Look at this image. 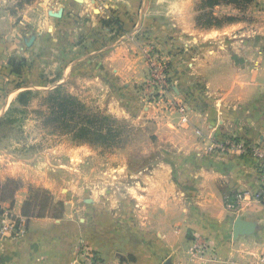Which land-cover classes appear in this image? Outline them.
<instances>
[{
  "label": "crops",
  "instance_id": "obj_1",
  "mask_svg": "<svg viewBox=\"0 0 264 264\" xmlns=\"http://www.w3.org/2000/svg\"><path fill=\"white\" fill-rule=\"evenodd\" d=\"M7 2L14 0H0L1 94L19 90L23 84L13 87L7 82L29 70L59 80L83 74L92 64L95 78L107 80L106 94L110 80L116 87L142 83L146 71L136 34L159 31L167 38L166 48L198 46L196 54L179 56L176 64L184 70L182 81L195 80L201 93L213 95L214 102L211 108L196 111L181 104L188 122L179 128L175 127L179 122L159 118L152 108V135L158 138L148 181L107 185L104 193H91L90 200L71 195L58 198L51 193L64 204L59 219L20 217L28 192L21 187L10 210L22 221L24 232L0 245V264H82V246L109 264H262L264 193L258 199L255 195L261 190L264 163L251 155L209 148L228 139L264 148V22L248 29L249 33L240 32L246 24L238 23L196 29L194 15L186 8L183 13L174 6L152 9V0H107L112 17L118 18L114 25L118 28L113 30L119 31L109 38L108 29L107 38L102 34L104 27H94L103 16L95 0H30L21 9L15 8L21 16L18 26L13 24ZM228 9L218 5L214 15ZM152 10L168 16L165 30L159 29L162 22L154 21ZM261 14L263 19L264 9ZM253 30L259 34L248 37ZM97 31L100 37L90 36ZM226 33L231 39L222 43L220 35ZM194 34L202 38L195 39ZM238 35L245 37L237 40ZM20 48L23 58L18 74L11 60ZM180 87L174 86L173 92L180 95ZM9 103L10 99L0 103V115ZM159 147L164 149L158 151ZM241 191L251 197L235 211L229 210L227 204ZM8 207L0 199V208ZM237 217L253 225L251 233L233 236ZM198 239L207 245L201 255L194 250Z\"/></svg>",
  "mask_w": 264,
  "mask_h": 264
},
{
  "label": "rangeland",
  "instance_id": "obj_2",
  "mask_svg": "<svg viewBox=\"0 0 264 264\" xmlns=\"http://www.w3.org/2000/svg\"><path fill=\"white\" fill-rule=\"evenodd\" d=\"M200 1L152 0V9L174 6L186 13L183 11L186 8L187 12H192L194 15V27L196 29H209L200 27L196 23L197 15L202 13L199 9ZM252 2L242 8L233 4H220L219 6L223 5L229 9L227 11L219 10L222 15L217 17H231L232 19L224 20L225 22L218 27H223L229 23H238V25L244 24V26L246 24L244 30L242 27L240 28V32L249 33L248 29L251 27L255 29L264 22V18L261 19L264 1L258 2L256 5H253ZM25 3L29 4L30 0H14L11 4L5 3L13 13L14 25L18 26L21 18L19 11L15 8L17 6L21 9ZM95 3L96 9L102 10L103 16L100 15L101 17L96 20L94 27L98 24L104 27L102 31L104 37H107L108 29L112 32V35L108 37H116L115 35H118L119 31H114L118 28L114 25L118 24V18L112 17L114 12L108 9L107 0H95ZM214 8L210 11L213 15L215 14ZM235 11L238 13L235 14ZM224 12L230 14L226 15ZM155 14L157 12L152 10L154 21L162 22L159 29L165 30L163 28H167V25L165 26L164 20H167L168 16ZM258 34L257 30H253L248 37L251 38ZM163 35L164 32L159 31L157 33L155 31L152 33L141 31L136 34V38L140 41L137 49L140 53L141 64L146 71L145 80L142 83L138 82L126 87L111 85L112 80H110L107 94L105 93L107 80L106 78H102V80L95 78L97 72H95L94 64L88 66L84 71L85 73L79 72L73 78L69 75L62 76L60 81L57 80L58 78L47 76L44 78V74L36 71V69L34 71L29 70L21 78L9 79L7 82L9 85L14 87L23 84V86L10 95H7L6 92L0 93V103L10 99L9 105L0 116L8 111L11 118L10 122L8 121L7 124L0 127V180L4 177L12 178L20 182L22 187H27V191L29 186H34L47 189L58 198L67 199L72 196L73 198L78 197L80 200H90L91 193H104L103 188H106L107 185L134 183L140 179L148 181V176L152 174L150 172L152 164H154L152 150L155 151L158 138L157 134L152 135V121H154L152 108L155 109L153 111L157 112L155 115H159V118L168 119L173 123L179 122V125L175 126L179 128L181 124L188 122H182V118H187V115L183 110H180L181 104L186 105L189 110L196 111L194 108L198 110L211 108V103L214 102L213 95H206L205 97L201 93L200 84H196L195 80L187 84L184 83L182 81L184 70L179 69L176 64V62H180L176 59L179 56L196 54L198 46L194 44L185 47L166 48L165 44L168 41ZM75 36L78 38L79 35L75 34ZM90 36L98 38L100 33L98 31L90 32ZM194 36H196L195 39L202 38V36L195 34ZM244 37L245 35H238L236 39ZM209 38L215 37L209 36ZM220 38L222 43L227 42L231 39V34L220 35ZM18 51L12 58L20 62L23 53L21 48ZM152 60L160 65L158 71L163 72L165 82L162 86L160 83L156 85L152 83L154 81L152 78ZM49 73L51 76L52 69ZM102 75L104 76V74ZM179 80L181 83H177ZM165 85L167 86L166 90L162 88ZM178 85L182 86L180 87V95L172 90L174 86ZM57 86L61 87L62 92L75 96L91 112H98L111 117V120L115 121L112 122V125L116 126L118 130L117 136L109 142H86L81 139H74L71 133L65 131L60 125L57 126L58 128L44 125L40 117V113L44 110L42 96ZM23 91L32 92V96L26 105H19L17 96ZM170 102L174 103L172 107ZM175 104L178 107H175ZM176 112L179 113L177 118H175ZM194 134L196 133L194 132ZM162 149L164 147H159L157 150ZM174 178L177 177L174 176Z\"/></svg>",
  "mask_w": 264,
  "mask_h": 264
},
{
  "label": "trees",
  "instance_id": "obj_3",
  "mask_svg": "<svg viewBox=\"0 0 264 264\" xmlns=\"http://www.w3.org/2000/svg\"><path fill=\"white\" fill-rule=\"evenodd\" d=\"M250 2L252 0H201L199 9L202 13L197 15L196 23L204 28L218 27L232 18L214 16L210 12L214 7L220 4H233L238 8H242ZM11 62L14 71L20 74L21 63L14 59ZM31 96L32 92L30 91L20 92L17 96L18 104L26 105L30 101ZM42 106L44 108L40 113L42 123L54 128H58L57 126L60 125L65 131L71 133L74 139H81L86 142H109L118 134L117 127L112 125V122L115 121H112L111 117L98 112H91L75 96L62 92L60 86L46 92L42 96ZM8 121L10 122L11 118L7 111L0 116V127L7 124ZM21 187L22 184L12 178H6L2 184L0 183V199L9 203L8 209L12 208L15 193ZM63 213V202L60 200L56 201L49 190L34 186L28 187L26 199L20 210V217L26 219L32 217L59 219ZM2 214L3 209L0 208V215Z\"/></svg>",
  "mask_w": 264,
  "mask_h": 264
},
{
  "label": "built area",
  "instance_id": "obj_4",
  "mask_svg": "<svg viewBox=\"0 0 264 264\" xmlns=\"http://www.w3.org/2000/svg\"><path fill=\"white\" fill-rule=\"evenodd\" d=\"M152 78L153 85L160 83L162 86L164 84V76L163 72L158 71L160 65L152 60ZM156 87V86H155ZM163 89H167L165 85L162 87ZM174 103L170 102V106L172 107ZM175 107H178L175 104ZM180 110H183V107H179ZM187 121L185 117L182 118V122ZM209 150H217L229 154H243V155H251L256 160L261 162V165L264 163V148L258 144H247L246 142L240 139H228L222 142L215 144L213 147H210ZM261 190L255 195V198L258 199L264 193V177L262 179ZM251 194L248 192H237L235 194V200L232 203L227 204V208L231 211H235L239 204L250 198ZM24 232L22 221L18 219V217L14 216L11 210L6 209L3 210V214L0 215V245L7 239L17 237ZM194 250L198 252L199 255L207 248L206 242L204 240L198 239L194 242ZM79 253H81L82 264H109L104 260L100 259L92 250L86 248L84 246L80 247ZM115 264H127L126 262H118ZM262 264H264V259L262 258Z\"/></svg>",
  "mask_w": 264,
  "mask_h": 264
},
{
  "label": "water",
  "instance_id": "obj_5",
  "mask_svg": "<svg viewBox=\"0 0 264 264\" xmlns=\"http://www.w3.org/2000/svg\"><path fill=\"white\" fill-rule=\"evenodd\" d=\"M253 225L249 222L243 221L240 217H237L233 223V236L236 237L241 234L251 233Z\"/></svg>",
  "mask_w": 264,
  "mask_h": 264
}]
</instances>
